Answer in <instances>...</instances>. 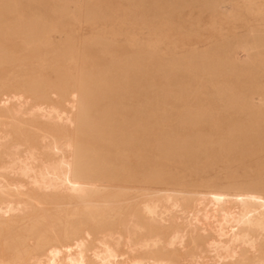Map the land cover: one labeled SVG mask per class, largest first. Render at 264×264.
I'll return each instance as SVG.
<instances>
[{"label":"rangeland","instance_id":"obj_1","mask_svg":"<svg viewBox=\"0 0 264 264\" xmlns=\"http://www.w3.org/2000/svg\"><path fill=\"white\" fill-rule=\"evenodd\" d=\"M23 113L34 114L22 121L31 155L114 162L101 186L121 188L122 201L184 182L217 184L221 197L263 182L264 0H0V143L15 147L0 148L5 190L46 167L13 154L11 115ZM198 255L189 263L221 264Z\"/></svg>","mask_w":264,"mask_h":264},{"label":"bare ground","instance_id":"obj_2","mask_svg":"<svg viewBox=\"0 0 264 264\" xmlns=\"http://www.w3.org/2000/svg\"><path fill=\"white\" fill-rule=\"evenodd\" d=\"M202 110L196 109L197 115ZM33 115H11L20 140L13 154L24 155L28 165L46 167L44 175H33L31 184L20 181L16 191L0 187V264H181L184 259L190 264L199 261L203 250L221 264H264V181L235 185L225 197L217 184L199 189L184 182L181 190H154L144 198L137 190L134 198L122 201L121 188L101 186L119 167L114 162L102 167L94 158V164L81 166L78 158L72 164L62 156L41 160L31 155L22 121ZM30 131L37 133L36 126ZM0 148L15 147L0 143ZM26 171L10 169L19 179ZM22 191L30 195L29 203L20 200ZM123 202L125 211L115 213ZM103 205L115 208L112 217L100 213Z\"/></svg>","mask_w":264,"mask_h":264}]
</instances>
